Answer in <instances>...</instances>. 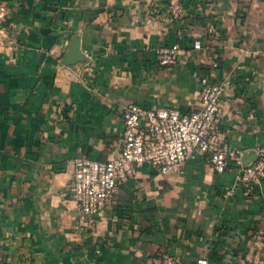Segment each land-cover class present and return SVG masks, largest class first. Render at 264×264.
Wrapping results in <instances>:
<instances>
[{"label":"crops","instance_id":"0c3cea01","mask_svg":"<svg viewBox=\"0 0 264 264\" xmlns=\"http://www.w3.org/2000/svg\"><path fill=\"white\" fill-rule=\"evenodd\" d=\"M166 1L0 0V264H264V179L238 187L232 162L139 166L79 221L76 163L120 156L132 104L198 110L209 76L227 83L224 145L242 159L264 146V0H190L174 21ZM77 37L85 61L67 66ZM173 44L177 64L160 66L156 49Z\"/></svg>","mask_w":264,"mask_h":264},{"label":"built area","instance_id":"2783aa9c","mask_svg":"<svg viewBox=\"0 0 264 264\" xmlns=\"http://www.w3.org/2000/svg\"><path fill=\"white\" fill-rule=\"evenodd\" d=\"M164 19L174 21L186 14L182 0H167ZM10 9L0 6V23L6 21ZM208 32L218 36L214 26ZM201 49L202 44L194 46ZM160 66L173 67L178 62L179 44L156 49ZM217 66V64H215ZM227 83L201 78L199 108L183 112L178 108H144L130 105L123 114L124 131L120 156L107 162L80 159L70 193L77 203L81 225L93 223L107 208L119 185L134 178L137 167L148 165L161 174L182 173L185 166L203 157L219 173H225L230 163L236 172L238 187L251 192L264 179V146L257 150L258 159L246 168L241 154L224 145L222 98ZM227 196L234 191L226 192ZM155 264H181L173 255L156 260Z\"/></svg>","mask_w":264,"mask_h":264},{"label":"water","instance_id":"95a60500","mask_svg":"<svg viewBox=\"0 0 264 264\" xmlns=\"http://www.w3.org/2000/svg\"><path fill=\"white\" fill-rule=\"evenodd\" d=\"M80 38L77 37L73 40L69 54L64 59L63 63L67 66L76 65L80 62H84L85 59L80 51ZM258 159L257 153L248 152L243 155V164L246 168H249Z\"/></svg>","mask_w":264,"mask_h":264},{"label":"trees","instance_id":"16d2710c","mask_svg":"<svg viewBox=\"0 0 264 264\" xmlns=\"http://www.w3.org/2000/svg\"><path fill=\"white\" fill-rule=\"evenodd\" d=\"M182 3L185 5V7L187 8H191L193 7V1H190V0H182Z\"/></svg>","mask_w":264,"mask_h":264}]
</instances>
